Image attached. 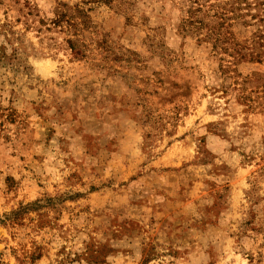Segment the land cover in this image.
<instances>
[{
	"label": "rangeland",
	"instance_id": "1",
	"mask_svg": "<svg viewBox=\"0 0 264 264\" xmlns=\"http://www.w3.org/2000/svg\"><path fill=\"white\" fill-rule=\"evenodd\" d=\"M187 5L0 0V264H264V62Z\"/></svg>",
	"mask_w": 264,
	"mask_h": 264
},
{
	"label": "trees",
	"instance_id": "2",
	"mask_svg": "<svg viewBox=\"0 0 264 264\" xmlns=\"http://www.w3.org/2000/svg\"><path fill=\"white\" fill-rule=\"evenodd\" d=\"M182 29L196 34L198 41L231 57L227 65L243 61L264 62V0H187ZM239 22L252 26L251 39H234L231 27ZM229 67V66H227Z\"/></svg>",
	"mask_w": 264,
	"mask_h": 264
}]
</instances>
